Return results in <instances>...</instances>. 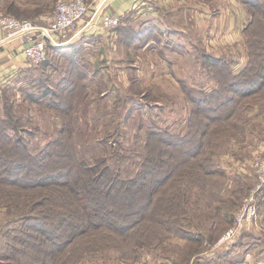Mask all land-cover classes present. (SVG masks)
<instances>
[{"label":"rangeland","instance_id":"obj_1","mask_svg":"<svg viewBox=\"0 0 264 264\" xmlns=\"http://www.w3.org/2000/svg\"><path fill=\"white\" fill-rule=\"evenodd\" d=\"M59 1L0 0V13L46 24ZM147 1L155 14L109 29L119 36L100 62L49 48L43 65L0 81V264H192L239 246L245 264H264V196L259 227L209 250L264 154V0ZM96 165L131 181L114 201L142 220L88 225L55 250L39 220L56 233L85 222L62 183Z\"/></svg>","mask_w":264,"mask_h":264},{"label":"built area","instance_id":"obj_2","mask_svg":"<svg viewBox=\"0 0 264 264\" xmlns=\"http://www.w3.org/2000/svg\"><path fill=\"white\" fill-rule=\"evenodd\" d=\"M108 0H61L54 18L46 24L0 13V49L12 42L23 44L22 50L32 65L48 59L50 45L62 46L74 42L91 28L115 29L122 16L107 13ZM264 196V154L258 159L255 185L248 191L238 208L233 223L209 250L226 248L243 231L259 227V204Z\"/></svg>","mask_w":264,"mask_h":264},{"label":"trees","instance_id":"obj_3","mask_svg":"<svg viewBox=\"0 0 264 264\" xmlns=\"http://www.w3.org/2000/svg\"><path fill=\"white\" fill-rule=\"evenodd\" d=\"M49 48H53L58 52H62L63 49L62 47H55L53 45H50ZM48 60L49 58L45 62H47ZM45 62H43L42 65ZM240 91L242 92L243 89H240ZM189 154L191 155L194 153L191 152ZM110 170V165H106L104 167H99L98 165H96L89 169L90 173L89 171H86L81 175L83 176L82 179H84L85 177V183L81 184L82 179L78 180L75 178V180L72 179L70 181H65L64 183H62L67 187L66 191L64 192V196L69 197L70 201L74 203L78 214L86 217H88L86 214H90V217L87 218L85 222L79 220V222L76 221L75 223H70L71 225L68 223V225L65 226L63 233H60L59 231L58 233H56L54 225L52 223H46L42 220H39V225L36 227V230L40 235L48 233L49 237L47 238H53V243L55 244L53 245V247L55 250L65 249L66 246H68L73 241L77 234H83L86 232V226L88 225L91 228L97 225H100L102 227L105 226L114 231L120 230V232H122L129 230L127 226H136L141 222L142 218L129 219L128 217L131 216L132 213L119 211L118 202L114 201V198L118 196V190H116L115 187H117L118 184H120V186H125L131 181L128 182L126 180L120 179L119 177H117V175L115 176L112 173H107ZM205 172L209 174L212 171L207 169ZM107 177L110 179H108ZM138 179L133 180L132 183L138 181ZM19 180L20 179H16L15 181H12L18 183ZM103 184H107L108 187L103 188ZM130 188L131 184L129 186V189ZM129 191L130 190H128V193ZM188 199L183 198L182 202L187 203ZM152 201L153 197L149 196V202ZM80 209L84 211L81 212ZM96 215H100L101 221L98 222L94 220L93 216ZM36 218L37 217H32L31 219L35 220ZM248 231L249 230L243 231L242 234ZM61 234L63 236V240L60 238ZM55 236L59 237V239H56ZM47 238H44L42 241H45ZM33 239L36 240V238ZM54 249H48L46 253L48 255L51 254L52 256H55V253H52Z\"/></svg>","mask_w":264,"mask_h":264},{"label":"crops","instance_id":"obj_4","mask_svg":"<svg viewBox=\"0 0 264 264\" xmlns=\"http://www.w3.org/2000/svg\"><path fill=\"white\" fill-rule=\"evenodd\" d=\"M108 1L109 2L105 7V11L107 13L119 14L122 16V18H129L132 16L134 19L140 20V18L145 19L146 16H151V13L155 14V12L150 10L151 8L149 7V1L147 0ZM51 19H53V17ZM126 24L127 22H124L123 24L124 30H126ZM117 36L119 35L115 31L110 33V31L106 29L95 27L84 31L74 42L58 47H62V52L68 56H73L75 54L74 56H82V58H87V56L92 57L93 61H88V63L93 64L102 60V48L106 44H108V42L115 41ZM22 47V43L14 41L11 44L6 45V47L0 49V81H3L5 78L8 79L10 77H14L16 74L18 75V73H21L22 71L30 67V64L28 63V60L22 50ZM88 52H90V54ZM260 214L262 226L264 229V200L261 203ZM256 242L254 243L255 247H260V241ZM244 248V246L237 247L236 250H232V254L226 258L222 256L223 253L220 255V257L216 256V253H211L209 255L207 254L203 258H201V260H199L200 262H197L195 260L192 264H245L247 260L245 256L246 249ZM255 254L257 258H260V261L264 259L263 253H260V255H258L255 251Z\"/></svg>","mask_w":264,"mask_h":264}]
</instances>
